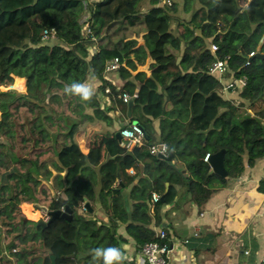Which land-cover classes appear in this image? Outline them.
Returning a JSON list of instances; mask_svg holds the SVG:
<instances>
[{
    "label": "trees",
    "instance_id": "obj_1",
    "mask_svg": "<svg viewBox=\"0 0 264 264\" xmlns=\"http://www.w3.org/2000/svg\"><path fill=\"white\" fill-rule=\"evenodd\" d=\"M179 4L0 0V86L20 77L26 87L0 88V264H93L96 247L117 246L125 253L129 242L134 250L150 241L169 244L164 205L187 195L199 206L264 157V57L248 56L264 52V0ZM52 27L55 37L43 39V29ZM140 33L143 44L137 41ZM211 42L226 59L224 77H246L245 85L227 90L231 98L208 72ZM148 54L150 76L133 75ZM114 56L124 62L116 71L120 85L103 77ZM89 77L101 82L90 102L65 94L66 84ZM123 92L133 104L127 122L118 117L117 130L137 120L149 138L128 148L117 130H107L82 152L75 133L96 118L113 124L109 112L125 103ZM158 142H166L185 166L150 153ZM220 149L226 176L210 173L204 160ZM152 192L159 194L155 202ZM23 203L48 210L67 204L72 217L58 216L42 227L25 218ZM154 226L166 237L160 239Z\"/></svg>",
    "mask_w": 264,
    "mask_h": 264
},
{
    "label": "crops",
    "instance_id": "obj_2",
    "mask_svg": "<svg viewBox=\"0 0 264 264\" xmlns=\"http://www.w3.org/2000/svg\"><path fill=\"white\" fill-rule=\"evenodd\" d=\"M142 34L141 40H137L141 44L144 43ZM151 63L148 54L145 63L131 73L134 75L143 71L144 79H147L152 70ZM107 79L115 85L123 83L116 71L109 72ZM15 81L25 85L24 78L15 77ZM86 83L94 90L100 85L94 77H89ZM221 92L227 98L232 97L229 91L221 89ZM98 93L102 101L109 103L103 92L98 90ZM87 111L90 112L91 108ZM109 113L115 115L113 124L107 125L96 118L75 133L82 152L87 153V143L97 139L102 132L116 131L118 117L127 122V102L116 105V109ZM263 174L264 157H261L254 165L245 166L239 176L217 188L199 206L191 203L187 195H180L172 203L164 205L161 215L163 226H167L171 248L168 264H263L264 182L260 179ZM24 205H31L34 211L37 210L32 203H23L21 207L24 208ZM154 228L159 230L158 226ZM124 249L126 259H133V264L146 263L144 256L139 250H134L130 242L124 244Z\"/></svg>",
    "mask_w": 264,
    "mask_h": 264
},
{
    "label": "built area",
    "instance_id": "obj_3",
    "mask_svg": "<svg viewBox=\"0 0 264 264\" xmlns=\"http://www.w3.org/2000/svg\"><path fill=\"white\" fill-rule=\"evenodd\" d=\"M56 35V30L52 28H44L42 32V37L43 39H50L54 38ZM210 51L213 54V60L211 61L209 67H208V72L214 76H216L219 81L222 83L221 89L227 91L230 88H235L238 86H243L246 83V77L245 76H240V77H231L226 79L224 77V74L227 70V62L226 59L220 58L217 56L216 51H217V45L213 42L210 43ZM254 51H250L248 56L254 55ZM124 66V62L120 60L118 56H114L110 58L104 69V75L103 77L107 79V74L109 72L117 71L119 68ZM108 80V79H107ZM99 84L101 82L99 81ZM1 89L3 90H15L19 92L25 91V85L23 83H20L18 81H13V83L7 85V86H0ZM108 89L106 88V91ZM122 99L124 102H127L129 99V95L127 92L122 93ZM120 135L121 138L125 141V145L128 148H133L134 146L140 145L145 137H144V130L142 127L136 123H129L126 126L122 127L120 130ZM149 151L152 154H162V155H167L169 153V147L166 142H158V143H153L149 146ZM209 153H206L204 155V160H208ZM172 163L174 166L177 167H184L185 163L184 161L177 159V158H172ZM131 173L134 172L132 168L129 169ZM261 181L264 182V174L261 176ZM54 199L55 200H60L63 196L61 192L55 191L54 192ZM159 198V194L156 192L151 193V199L153 202H155ZM85 206L81 208V210H84ZM40 218L47 220L48 219V214L45 212L41 211ZM158 237L160 239H163L166 237V231L162 228L158 230L157 233ZM16 248H12L11 251H16ZM171 251V248L168 243L166 242H159V241H150L144 243L140 247V253L144 256L146 263L147 264H168V257H169V252ZM261 262L264 264V254L261 257Z\"/></svg>",
    "mask_w": 264,
    "mask_h": 264
},
{
    "label": "water",
    "instance_id": "obj_4",
    "mask_svg": "<svg viewBox=\"0 0 264 264\" xmlns=\"http://www.w3.org/2000/svg\"><path fill=\"white\" fill-rule=\"evenodd\" d=\"M262 40H263V37H261L259 39L258 45L261 44ZM253 57L263 58L264 52L262 53V52L257 51L254 53V55H252L250 57V59ZM132 104H133V99L129 98L127 100V115L128 116L130 115V109H131ZM132 122L140 125L142 127V129L144 130L143 126L137 120H133ZM115 135L119 139H121V135H120L119 130H117L115 132ZM144 137H145V139L149 138V135L145 132V130H144ZM224 152H225L224 149H220L219 151L209 155L208 162L210 164V169H209L210 173L213 172V173H216L220 176H226L227 175V171H226V169L224 167V163H223ZM158 155L161 157H165L168 160H171L174 157V152L171 150L165 156L162 154H158ZM88 205H89V203L86 201L84 203V206L87 207ZM33 207H36L37 209L45 212L49 216L47 220H44L42 218L36 219V224L41 225L42 227L46 226L47 223H49L51 220H53L54 218H56L58 216H62L66 219H71V217H72V209L67 204H64V206L62 208H58V209H54V210H48L46 206L40 205V204H33ZM25 218H28V217L25 216Z\"/></svg>",
    "mask_w": 264,
    "mask_h": 264
},
{
    "label": "clouds",
    "instance_id": "obj_5",
    "mask_svg": "<svg viewBox=\"0 0 264 264\" xmlns=\"http://www.w3.org/2000/svg\"><path fill=\"white\" fill-rule=\"evenodd\" d=\"M67 95L78 97L83 102H90L95 95L94 89L88 83L73 82L64 86ZM93 264H125L124 251L117 246L96 247L91 250Z\"/></svg>",
    "mask_w": 264,
    "mask_h": 264
},
{
    "label": "rangeland",
    "instance_id": "obj_6",
    "mask_svg": "<svg viewBox=\"0 0 264 264\" xmlns=\"http://www.w3.org/2000/svg\"><path fill=\"white\" fill-rule=\"evenodd\" d=\"M169 1H171V0H169ZM177 1H179V7L181 8V0H177ZM179 14L182 16V17H186L185 16V13L183 12V11H179ZM140 36H141V33L139 34V36L137 37V40L139 41V40H141V38H140ZM133 37V36H132ZM48 42L49 43H51V42H53L52 40H48ZM246 105H249V103L247 102L246 103ZM245 107V106H244ZM247 110L248 111H251L249 108H247ZM115 129L117 130L118 129V126L117 125H115ZM22 208V210H23V212L25 213V216H27V217H29V218H40V215L42 214L41 213V210H39V209H37L38 211H39V213H33V210H32V207L31 206H28V205H25L24 206V208L23 207H21ZM139 251H140V249H139Z\"/></svg>",
    "mask_w": 264,
    "mask_h": 264
}]
</instances>
